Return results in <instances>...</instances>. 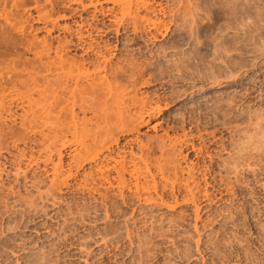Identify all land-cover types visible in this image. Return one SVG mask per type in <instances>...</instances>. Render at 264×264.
Returning a JSON list of instances; mask_svg holds the SVG:
<instances>
[{
  "label": "rangeland",
  "instance_id": "rangeland-1",
  "mask_svg": "<svg viewBox=\"0 0 264 264\" xmlns=\"http://www.w3.org/2000/svg\"><path fill=\"white\" fill-rule=\"evenodd\" d=\"M146 2L0 0V264H264V0ZM61 58L161 112L95 137Z\"/></svg>",
  "mask_w": 264,
  "mask_h": 264
},
{
  "label": "bare ground",
  "instance_id": "bare-ground-1",
  "mask_svg": "<svg viewBox=\"0 0 264 264\" xmlns=\"http://www.w3.org/2000/svg\"><path fill=\"white\" fill-rule=\"evenodd\" d=\"M146 1L145 0H96V1H90L89 4H84L83 0H71V3L81 6L83 7V9H86L89 6H94L96 12H100L104 16H110L112 12L115 10V8L118 6L119 9L117 10V12L119 11V15L116 12L113 19L115 20V22H117L116 24L118 27L116 28L117 29L116 32L118 33L120 31L119 27H123L126 23L127 25L129 23L132 24L134 27L133 30L138 31L136 29L139 28L140 20L141 21L145 20L144 19L145 17L143 18L140 17L139 11L141 10L142 7L146 8L145 6L149 5L147 4L149 2ZM103 3H112L113 5L111 7H108L107 9L105 8H102L101 10L98 9L97 6ZM147 20L150 21L152 19H147ZM151 25L157 31L161 28L160 24L156 20L155 21L152 20ZM88 26L89 29L87 30H90L92 26L91 25ZM80 40L85 43L82 34L80 35ZM96 46L97 45L89 44L86 47L87 52L89 51L96 52L95 50ZM104 58L106 60L105 56ZM94 66L95 69L92 72H90L89 69L86 67L85 63H68L67 60L61 58L60 61L58 62L57 69L61 71V74L65 78L66 82H74L75 84L74 89H69L65 86L63 87L62 83L60 82L58 84V88L64 93V95L69 96L74 106L79 105L82 109H84L86 103L90 104L96 113L97 120L101 121L97 124L95 137L103 133H108L114 130L116 131L117 129L127 127L128 125L131 126V124L138 123L137 125L141 126L145 123H148L153 117L156 116L157 113L161 112L162 108L160 107V105L151 106L149 104V101L146 100L138 101L134 99L133 96L128 97L125 87L118 86L113 82L108 81V79L106 78V74L101 76L102 72H107L106 65L101 66L100 64L99 65L96 64ZM85 80H91L93 83L92 85L93 97L91 96L89 99L87 98V95L89 94L88 89L82 84V81ZM29 84L32 87L34 86V89L37 88L38 85H40L35 77H32L30 79ZM82 86L84 88H82ZM50 87H53V85L49 83L46 85L44 89H42L43 93H45L44 103L48 105H54V103L59 100V97L55 94L57 89L54 91H50ZM102 89L107 94L106 99L104 100L103 103L97 102L98 101L97 96L99 94V91ZM34 93L35 91L29 92L27 97L31 96V98H33ZM186 95H187L186 93L183 94V98L187 97ZM32 103L34 104V102ZM111 104H112L111 110L113 109V105L116 107L113 115L109 111ZM136 107H139V109L137 111H134L133 109ZM107 114H110V116H108ZM73 133L78 134V131L76 129H73ZM170 141H172L171 138ZM240 150L241 148H239V151ZM238 154L240 156L239 152ZM236 162H238L237 159ZM235 165H237V163Z\"/></svg>",
  "mask_w": 264,
  "mask_h": 264
}]
</instances>
